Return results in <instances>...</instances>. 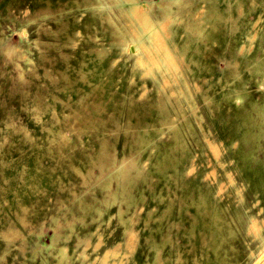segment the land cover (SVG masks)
Listing matches in <instances>:
<instances>
[{"label":"rangeland","instance_id":"374dc122","mask_svg":"<svg viewBox=\"0 0 264 264\" xmlns=\"http://www.w3.org/2000/svg\"><path fill=\"white\" fill-rule=\"evenodd\" d=\"M178 1L162 74L121 2L0 0V264H264V0Z\"/></svg>","mask_w":264,"mask_h":264},{"label":"bare ground","instance_id":"6f19581e","mask_svg":"<svg viewBox=\"0 0 264 264\" xmlns=\"http://www.w3.org/2000/svg\"><path fill=\"white\" fill-rule=\"evenodd\" d=\"M113 2H121V12L128 22L130 31L132 35L129 33L128 38H124L123 41L128 45L127 48L130 49V44H134V52L137 53V63L140 66L148 71L152 70V65H155L160 72L163 74V70H165L166 63L160 61L159 64H151V62L147 63V67H145V63L143 60L149 59L146 53L143 52L144 45H149L152 42V35L155 33V30H159L160 33L167 34V37L170 34V23L173 20V12H172V4H179L178 0H166L164 5H161L158 0H153V3H156L158 7L152 5V3H142L140 0H113ZM200 14V12H199ZM216 15L217 18H220V14L217 11L216 7H211V16ZM141 21V22H140ZM219 24V20H217L213 26L216 28ZM120 34V38L124 37ZM167 41V40H166ZM144 44V45H143ZM132 52V51H131ZM164 54V56H160V60L162 57L169 59H176L174 54L171 55ZM138 57L142 60L138 61ZM150 64V66H149ZM168 65V64H167ZM177 69L179 65L172 64ZM167 71V70H166ZM168 72V71H167ZM168 74H171L168 72ZM173 77L175 74H171ZM218 154V153H217ZM252 230L258 234L259 227L255 222L251 224ZM264 252V251H263ZM262 255V254H261ZM260 256V255H259Z\"/></svg>","mask_w":264,"mask_h":264}]
</instances>
